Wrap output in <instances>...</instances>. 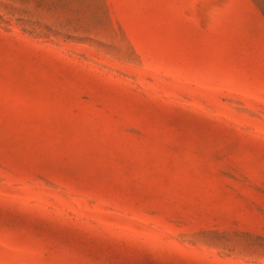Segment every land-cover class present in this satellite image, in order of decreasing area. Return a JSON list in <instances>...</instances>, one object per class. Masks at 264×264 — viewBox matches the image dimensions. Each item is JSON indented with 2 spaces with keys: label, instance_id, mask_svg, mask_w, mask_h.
<instances>
[{
  "label": "rangeland",
  "instance_id": "obj_1",
  "mask_svg": "<svg viewBox=\"0 0 264 264\" xmlns=\"http://www.w3.org/2000/svg\"><path fill=\"white\" fill-rule=\"evenodd\" d=\"M0 264H264V0H0Z\"/></svg>",
  "mask_w": 264,
  "mask_h": 264
}]
</instances>
